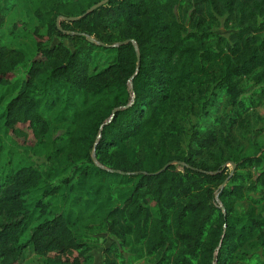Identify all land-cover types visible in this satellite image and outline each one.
I'll return each instance as SVG.
<instances>
[{
  "label": "trees",
  "instance_id": "16d2710c",
  "mask_svg": "<svg viewBox=\"0 0 264 264\" xmlns=\"http://www.w3.org/2000/svg\"><path fill=\"white\" fill-rule=\"evenodd\" d=\"M19 1L0 0V28ZM99 1L41 0L35 13L46 33L35 29L22 80L16 70L25 53L0 44V86L14 93L0 97V132L30 131L50 160L47 169L0 164V264H20L30 246L46 264H91L78 208L90 211L95 228L139 251L118 261L114 244L104 264H133L144 254L148 264H264L257 252L264 250V168L252 170L264 161L263 146L253 142L245 152L215 128L196 125L185 153L156 140L170 109L195 85L214 81V98L224 95L234 112L230 126L257 105L241 81L264 78V0H107L81 16ZM220 16L233 24L228 35L213 29ZM58 35L71 36L74 48L51 44ZM104 53L110 63L91 73ZM170 122L172 140L181 141L183 127ZM71 169L75 180L64 179L70 206L49 215L45 195L61 188L49 179ZM244 200L250 205L239 209Z\"/></svg>",
  "mask_w": 264,
  "mask_h": 264
},
{
  "label": "rangeland",
  "instance_id": "374dc122",
  "mask_svg": "<svg viewBox=\"0 0 264 264\" xmlns=\"http://www.w3.org/2000/svg\"><path fill=\"white\" fill-rule=\"evenodd\" d=\"M36 9H41V0H20L13 7L11 12L6 16V23L0 28V44L8 48H17L22 50L26 59L18 65L16 70V79L22 80L26 76V72L31 63V57L36 51V40L33 37L35 29L46 33L43 26L39 25V20L36 15ZM181 20L188 24V14L186 9L181 8L179 12ZM63 19L59 17V21ZM213 29L218 33L228 35L233 30L232 22H228L225 16H220L214 21ZM62 41L71 48H74V41L71 36H54L51 44ZM111 61V55L104 53L97 57L95 65L91 68V73L106 67ZM241 86L244 95L254 96L258 99L256 106L249 109L243 118L235 125L230 126L229 117L234 115L227 98L222 95L215 97L213 95L214 81L202 86L195 85L193 91H187L186 94L178 99L176 106L170 109V112L164 119L161 127L158 128L156 140L160 143L165 142L168 149L172 153L181 154L187 151V143L190 133L194 125L200 128H215L217 132L224 133L228 139L233 142L235 147H243L245 152L253 150V142L263 148L259 155L264 159V78L258 80L257 75L244 77L241 81ZM9 99L14 93H10L5 87L0 86V97ZM171 118H176L177 122L183 127L184 132L179 135L181 141H173L171 129ZM60 132V131H58ZM144 148V143L140 145ZM217 151V147L213 149ZM48 151L44 144L36 143L28 130H23L16 135H7L0 132V164L9 166V164L31 163L39 166L41 169H47L50 166V160L47 158ZM204 158L210 165H215L218 161L216 157L210 154H205ZM224 167L233 170L232 162H224ZM264 168V161L259 167L252 170H261ZM73 169L64 172L61 176L52 177L49 179L54 186H60L59 192L49 193L45 195L44 203L49 208V215L57 214L66 211L70 203L65 199L67 190L65 188L66 178L74 181L72 173ZM241 171L245 172L244 169ZM44 192V188H41ZM257 196V195H255ZM251 201L244 200L237 202L239 209H247ZM264 203V202H263ZM257 205V209L262 208V204ZM79 213L78 229L85 234L87 243V255L91 264H104L106 257V249L114 245L112 255L118 258L131 256L130 253L139 254V251L131 250L130 245H120L119 239L105 229L95 228V221L91 217L90 211L77 209ZM76 213V212H75ZM250 248V249H249ZM249 251L254 248L248 247ZM258 254L264 255V250L259 248ZM144 253V252H143ZM151 256L144 254L142 257L133 260V264H148ZM20 264H46L45 256L37 253L33 246L28 247L22 257ZM234 264H248L245 261H239Z\"/></svg>",
  "mask_w": 264,
  "mask_h": 264
},
{
  "label": "water",
  "instance_id": "95a60500",
  "mask_svg": "<svg viewBox=\"0 0 264 264\" xmlns=\"http://www.w3.org/2000/svg\"><path fill=\"white\" fill-rule=\"evenodd\" d=\"M106 1H107V0H101V1H99L98 3L92 5V6L89 7V8L85 11V13L82 14L81 16L86 15L88 12L93 11V10H94L95 8H97L98 6H100V5L104 4V3H106ZM81 16H70V17H66V19H68V20H75V19L80 18ZM88 38H89V40L94 41V37H93V36H88ZM130 40H131V39H127V40L122 41V42H127V41H130ZM122 42H120V43H122ZM120 43H117V44H120ZM117 44H115V45H117ZM134 44H135V46L137 47V44H136L135 41H134ZM138 57H139V59H140V55H138ZM94 158H95V157H94ZM178 162L181 163L180 161H176V162H174V163H178ZM170 163H171V162L167 163V165H169ZM167 165H165V167H166ZM165 167H164V168H165ZM233 168H235V164H234V163H233Z\"/></svg>",
  "mask_w": 264,
  "mask_h": 264
}]
</instances>
